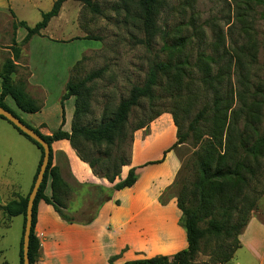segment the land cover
<instances>
[{"label": "rangeland", "instance_id": "374dc122", "mask_svg": "<svg viewBox=\"0 0 264 264\" xmlns=\"http://www.w3.org/2000/svg\"><path fill=\"white\" fill-rule=\"evenodd\" d=\"M53 1L0 0V65L1 59L11 57L14 39L20 48L14 81L25 88L31 74L28 65L33 63L34 71L44 75L49 88L46 112L37 117L23 116L26 124L32 126V121L43 118L49 131L59 127L64 90L56 83L60 75L62 82L69 78L77 81L99 72L85 84L84 110L78 115L81 124L96 126L112 114L121 99L128 97L133 86L145 83L156 63L166 62L173 68L159 74L153 103L142 99L131 109L122 136L111 145L81 141L79 149L89 158L119 165L130 161L135 134L144 138L163 121L169 124L165 129L157 128L155 139L163 140V135L167 137L172 130L176 141L174 116L186 139L171 150L181 160L179 179H185L187 187L192 189L198 178V161L205 154L204 145L212 128L221 141L218 153L223 159L217 165H222V161L232 164L230 157L244 161V195L253 197L264 187V0H159L146 31L138 0H94L99 12H91L78 1L66 0L40 35L21 43L26 30H14L13 23L24 21L33 26ZM32 82H38L37 78ZM10 101L11 108L20 112ZM64 102L66 116L71 119L66 129L70 131L74 97ZM155 113L161 114L147 126L134 130ZM260 140L259 150L250 155L245 149ZM167 141L171 142L170 137ZM235 148L237 153L232 154ZM53 154L52 164L59 167L72 188L66 201L70 206L75 203L80 185L69 178L65 153ZM39 156L35 145L0 119L1 196L12 186L27 192ZM171 191L176 194V188ZM189 198L193 207L198 206L196 197ZM94 204L93 198L86 199L82 208L70 210L69 214L75 219H86L94 212ZM220 209L218 203L212 212L217 221H221ZM205 223L203 220L200 226ZM21 225L20 216L8 225L0 223V264H19ZM210 239H204L203 253L212 245ZM205 258L199 256L195 261Z\"/></svg>", "mask_w": 264, "mask_h": 264}, {"label": "trees", "instance_id": "16d2710c", "mask_svg": "<svg viewBox=\"0 0 264 264\" xmlns=\"http://www.w3.org/2000/svg\"><path fill=\"white\" fill-rule=\"evenodd\" d=\"M65 1L66 0H54L51 8L46 12H42L41 19L31 27L24 21H19L18 23L14 22V30L18 27H23L26 30V34L21 40V43L27 42L33 35H40L41 30L46 28L50 19L57 16L61 5ZM75 1L80 2L91 12L100 11L98 3L94 0ZM158 2L159 0H138V7L140 9L145 31L151 24ZM11 53V57L4 59L0 65V106L11 112L27 125L4 103V98L9 97L23 112L34 113L40 109L38 103L25 91L24 86L13 79V74H15L17 67L16 62L20 55V48L14 39L11 45ZM172 68L171 64L166 62L156 63L149 71L145 83L141 86H133L130 89L128 97L121 99L112 114L105 120L99 122L96 126L83 125L78 118H80L79 116L84 110V91L87 90L85 84L93 77L98 76L99 72L87 75L84 79L77 81L69 78L65 84V92L60 99L62 109L60 126L52 131L50 135H43L38 129L27 125L34 129V131L48 143L50 148L49 161L32 207V226L28 244L30 264H34L39 257L40 242L35 235L34 227L36 223L37 205L40 201L50 204L64 221L68 223L75 222V217L69 214V202H66L68 201V195L72 191V188L61 176L59 167L56 164H52L54 158L51 147L52 142L62 139L68 140L78 158L87 163L95 175L103 177L109 182H113L120 174V167L128 165L130 161H122L119 165H113L103 162L99 158H89L79 149L78 143L83 141L84 143L90 144H113L116 137L120 138L122 136L127 116L131 109L138 106L142 99H147L151 105L155 99L154 88L158 83L159 74L163 73L164 75ZM70 97H74L73 122L71 123L70 131H65L62 129V125L64 124V100ZM160 114L161 113H155L151 115L148 121L139 123L134 130L147 126L148 122L152 121ZM0 119L6 120L3 116H0ZM173 119L177 126V139L170 148L164 151V153L171 150L176 144L183 143L186 139V133L182 134L179 132L178 123L174 116ZM213 121L215 122L214 119ZM7 122L10 123L9 121ZM12 126L19 134L23 135L35 145L40 152L39 161L32 179V187L42 161L43 150L36 141L22 133L14 125ZM214 130L215 128L211 129L209 133L210 138L204 145L205 154L198 161V178L196 182L192 184V189L186 186L185 179H179V172L182 169V167H180L175 179L171 185L165 189V193L161 196L162 201L166 196L174 195L176 197V205L181 212L179 221L186 233V248L174 253L170 257H152L128 261L123 264H228L233 253L239 247V234L245 228L251 214L259 211L258 200L264 194V187L253 197L248 194L244 195V188L247 187L246 179L241 173V170L246 168L244 161L235 157L231 159L232 157H230L232 164L225 165L222 161V165H217V162L223 158L219 157L222 156L218 153V147L221 146V141L218 140V134L216 130ZM260 143L261 140L251 145L248 149H244L253 156L259 150L258 146ZM235 152L237 153V148L233 150L232 154ZM157 162H160V160L147 163ZM67 172L69 178L75 181L70 172ZM136 180V168L131 167L128 169L125 178L114 184L113 189L120 190L130 187ZM173 188H176V194H171ZM28 193L25 196H18L5 205L0 206L2 212L8 217L17 215L22 217V231L19 241V264H22V233ZM192 196L197 198L196 201L198 202V206H192V199L189 198ZM103 200L104 199L100 200V202ZM215 203H221V221L215 220L212 215L213 210L216 209ZM81 212L82 211H80L79 214H82ZM92 218L93 216L86 222H90ZM203 220H206V223L204 227H201L200 223ZM78 221L85 222L82 218H79ZM206 236H208L209 242L211 240L210 237L213 242L210 248H208V251L204 252V254H207L208 258L204 261L196 262L197 254L203 249V241Z\"/></svg>", "mask_w": 264, "mask_h": 264}, {"label": "crops", "instance_id": "0c3cea01", "mask_svg": "<svg viewBox=\"0 0 264 264\" xmlns=\"http://www.w3.org/2000/svg\"><path fill=\"white\" fill-rule=\"evenodd\" d=\"M2 62L1 59V64ZM28 66L31 74L25 81V91L41 103L40 109L34 113H27L15 105L20 113L11 108V98H4V103L21 119L23 116L31 118L43 115L46 112V97L49 93L45 82L47 80H43L44 75L37 73L38 70L34 71L33 63H29ZM33 78H37L38 82H32ZM62 78L63 75H60L56 83L60 90L64 89L63 94L67 80L62 82ZM13 79L16 80V73L13 74ZM61 120L62 118L57 120L59 126ZM70 120L66 116L64 105L63 130L68 131L66 125ZM32 124L30 127L38 129L43 135H50L52 132L46 127L43 118L32 121ZM168 124L163 121L157 124V128L163 126L165 129ZM156 131L151 130L144 138L135 134L131 144L130 162L122 167L119 176L113 182L95 175L88 164L78 158L68 140L52 142L54 152L65 153L67 169L80 185L75 203L69 206L70 210L78 211L83 207L85 200L90 198L94 199L95 210L86 219L82 217L85 222L75 219V222L68 223L61 219L50 204L40 201L37 205L34 227L35 235L40 242V250L34 264H123L138 259L170 257L186 248V233L179 221L181 212L176 205V197L170 195L161 200L165 189L171 185L181 167V160L174 151L168 150L164 153L175 142V133L171 130L167 137L163 135V140L162 138L157 140ZM169 137L170 143L167 141ZM155 150L158 151L154 153ZM157 160L160 162L147 163ZM131 167L136 168V182L130 187L114 190V184L124 179ZM31 184L27 192L16 186L7 187L6 194L2 196L0 194V206L18 196H25ZM0 190L2 191L1 187ZM102 199L104 200L100 202ZM258 207L259 211L251 214L245 228L239 234V247L228 264H264V194L258 200ZM92 216V220L87 223ZM14 217L16 216L8 217L0 209V223L8 225ZM114 256L117 258L113 260ZM199 256L206 257L202 261L208 258L202 250L197 254L196 260Z\"/></svg>", "mask_w": 264, "mask_h": 264}, {"label": "water", "instance_id": "95a60500", "mask_svg": "<svg viewBox=\"0 0 264 264\" xmlns=\"http://www.w3.org/2000/svg\"><path fill=\"white\" fill-rule=\"evenodd\" d=\"M0 116H3L7 121H9L16 128H18L22 133L27 135L32 140L36 141L42 147L43 150V157L39 170L37 172L33 185L28 193L26 210H25V222L22 233V264H30L28 257V244H29V235L32 226V207L49 161L50 148L48 143L39 134H37L34 131V129L25 125L19 118H17L15 115L7 111L6 109L2 108L1 106H0Z\"/></svg>", "mask_w": 264, "mask_h": 264}]
</instances>
